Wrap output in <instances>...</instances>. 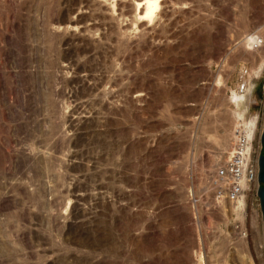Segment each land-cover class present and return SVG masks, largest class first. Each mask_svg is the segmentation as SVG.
<instances>
[{"label":"rangeland","instance_id":"rangeland-1","mask_svg":"<svg viewBox=\"0 0 264 264\" xmlns=\"http://www.w3.org/2000/svg\"><path fill=\"white\" fill-rule=\"evenodd\" d=\"M140 1L0 0V264H264L211 184L263 131L264 0Z\"/></svg>","mask_w":264,"mask_h":264},{"label":"built area","instance_id":"built-area-1","mask_svg":"<svg viewBox=\"0 0 264 264\" xmlns=\"http://www.w3.org/2000/svg\"><path fill=\"white\" fill-rule=\"evenodd\" d=\"M253 140L254 137L249 136V129L244 124L240 123L235 128L228 159L216 169L211 180L217 200H227L236 207L244 209L247 196L254 195L255 184L257 192L258 156L261 144L259 139L258 154H256L257 148L254 149Z\"/></svg>","mask_w":264,"mask_h":264},{"label":"bare ground","instance_id":"bare-ground-1","mask_svg":"<svg viewBox=\"0 0 264 264\" xmlns=\"http://www.w3.org/2000/svg\"><path fill=\"white\" fill-rule=\"evenodd\" d=\"M159 1L160 0H142L140 1L138 4H139V8L143 9L144 13L142 15H144V17H151L156 11L157 9L159 8ZM249 44H250V49L251 50H257L258 48L261 47L262 45V40L258 37H253L249 40ZM250 84L248 85V89H245L244 93L242 94H238V97L239 98H242L240 100V103L243 104V107L245 106L246 104V96L247 94L250 92ZM248 127L249 129V136H255V124H251V125H248L246 126ZM257 144H258V147H257V153L258 154V148H259V139L257 140ZM256 188H257V185L255 184V187H254V194L256 192Z\"/></svg>","mask_w":264,"mask_h":264},{"label":"water","instance_id":"water-1","mask_svg":"<svg viewBox=\"0 0 264 264\" xmlns=\"http://www.w3.org/2000/svg\"><path fill=\"white\" fill-rule=\"evenodd\" d=\"M260 144H261V151L258 156V173H257L258 189L256 192V196L259 201L262 222L264 223V123H263V131L260 135Z\"/></svg>","mask_w":264,"mask_h":264},{"label":"crops","instance_id":"crops-1","mask_svg":"<svg viewBox=\"0 0 264 264\" xmlns=\"http://www.w3.org/2000/svg\"><path fill=\"white\" fill-rule=\"evenodd\" d=\"M253 84V83H252ZM246 85H247V83L244 85V88L246 89ZM245 89H244V91H245ZM243 90L241 91V92H239V91H237V92H239V93H242V92H244ZM251 92H249L248 94H247V98H246V100H247V102H246V104H245V106L244 107H242L243 106V104H237V101H236V107H237V110H238V112L240 113V114H245V113H248L249 111H250V108H251V102H250V98L252 97V95L250 94ZM235 97V96H234ZM238 100V99H237ZM254 120L255 119H252L251 121H245V126H248V125H250L251 123H253L254 122Z\"/></svg>","mask_w":264,"mask_h":264}]
</instances>
